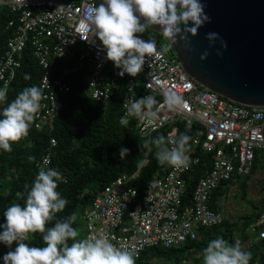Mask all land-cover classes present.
<instances>
[{
	"label": "built area",
	"instance_id": "1",
	"mask_svg": "<svg viewBox=\"0 0 264 264\" xmlns=\"http://www.w3.org/2000/svg\"><path fill=\"white\" fill-rule=\"evenodd\" d=\"M96 5V0H0V10L15 15L7 23L11 35L0 56V87L7 85L8 92L28 47L42 69L35 85L43 90L42 107L28 136L23 138H29L31 131L50 136L36 162L37 174L41 168H50L57 146L51 133L58 99L70 92L71 81L77 75L83 76L85 96L103 105L115 94H121L119 123L127 111L125 101L154 95L160 102L155 119L127 117L128 123L135 119L137 135L145 146L143 159L134 172L112 180L84 211H79L77 217L82 218L85 229L82 238L107 235L115 245L133 250L136 262L154 248H182L196 241L202 229H212L224 222L225 197L235 182L244 181L255 171L260 173L263 194L256 207L262 208L264 107L240 105L201 87L175 55L169 57L158 45V54L146 61L136 77L119 76V69L106 59L100 41L91 39V26L80 27L87 22L88 10ZM59 60L75 63L64 64L55 74L54 64ZM170 90L183 97L185 107L172 110L163 103ZM182 131L191 132L189 166L185 169L165 164V174L152 175L140 194L136 184L141 171L152 150L159 151L153 141L163 136L171 148V142ZM190 186L191 196L186 203ZM217 188L221 191L214 198ZM256 228L259 229L254 232ZM237 241L243 250L251 252L250 264H259V258L264 256V212L244 235H234L232 244ZM257 249L262 250L261 255L254 258Z\"/></svg>",
	"mask_w": 264,
	"mask_h": 264
},
{
	"label": "clouds",
	"instance_id": "2",
	"mask_svg": "<svg viewBox=\"0 0 264 264\" xmlns=\"http://www.w3.org/2000/svg\"><path fill=\"white\" fill-rule=\"evenodd\" d=\"M205 7L201 0H103L102 3L97 0V5L88 10L87 22H82L80 27L91 26V39L100 41L106 59L119 69V76L136 77L146 61L158 54L155 39L144 40L137 34L159 26V32L168 38L170 47L176 43L177 36L187 40L188 34L196 36L201 27L211 22ZM205 38L210 47L219 41L221 49H227L226 41L218 33H207ZM162 50L167 52L168 48ZM217 55L222 52L217 51ZM207 56L205 52L201 60ZM42 99L43 90L30 86L9 103L7 85L0 87V152H11L13 143L28 136L42 107ZM159 103L154 95L125 101L127 111L120 123L127 124V117L146 121L157 118ZM163 103L172 110L185 107L183 97L171 90L165 94ZM190 140L189 135L180 134L169 148L165 137L156 138L153 143L159 149L156 153L158 163L186 169L190 164L187 154ZM128 154L129 149L120 147L121 159ZM61 180L57 169L41 168L30 189L25 185V203L12 204L4 211L0 243L11 248L15 242L16 247L0 258L3 264H136L134 251L115 245L107 235L76 240L79 233L72 227L76 221L74 214L46 228V224L68 204L57 191ZM35 233L42 234L45 246L36 247L25 242ZM69 240L73 242L69 244ZM251 259V252L243 250L239 241L230 244L220 236L203 249V264H250Z\"/></svg>",
	"mask_w": 264,
	"mask_h": 264
},
{
	"label": "trees",
	"instance_id": "3",
	"mask_svg": "<svg viewBox=\"0 0 264 264\" xmlns=\"http://www.w3.org/2000/svg\"><path fill=\"white\" fill-rule=\"evenodd\" d=\"M14 18L15 15L8 10H0V56L11 35V31L7 29V23ZM74 63L75 61H56L55 74H58V70L64 64L74 66ZM41 76L42 69L28 47L22 58L21 68L17 71L15 80L7 92L8 102L14 100L25 87L35 86ZM71 82L70 92L58 99L59 109L51 133L57 141V146L50 165V168L57 169L66 180L65 182L61 180L57 191L68 200V204L62 212L57 213L56 217L46 224V228L54 226L57 220L66 219L72 214L76 216L79 211H84L105 185L124 173L134 172L145 153V146L137 135L135 119L126 125L119 123L120 93L115 94L106 105H103L85 96L83 76L77 75ZM182 134L191 136V132L182 131ZM49 137L48 133L31 131L29 138H22L19 142L12 144L11 152H0V224L5 222L3 213L10 205L25 203L27 196L25 185H28L30 189L37 175L36 162L47 146ZM120 147L129 149L128 156L123 159L119 157ZM157 152L155 148L152 150L141 171L136 184L140 194H143L145 184L152 175L156 173L164 175L166 172L165 166L157 161ZM191 191L190 186L185 199L186 203L189 202ZM220 191V188H217L213 192V197L216 198ZM263 212L264 206L257 207L254 215L242 217L239 224L225 219L218 227L202 229L199 232L201 239L198 238L179 249H151L144 253L136 264H146L152 258H175L177 262H180L184 259L176 257L177 253L187 251L189 254L198 253L200 248L204 249L218 236L225 240L230 239L233 243L234 235H244ZM72 227L76 229L77 221ZM258 229L256 228L254 232ZM30 236V245L45 246L41 233L30 234ZM80 239H83L82 236L76 238V240ZM72 242L69 240V244ZM259 251L260 249H257V252ZM255 257L259 258L256 253H254ZM259 264H264V256L259 258Z\"/></svg>",
	"mask_w": 264,
	"mask_h": 264
},
{
	"label": "water",
	"instance_id": "4",
	"mask_svg": "<svg viewBox=\"0 0 264 264\" xmlns=\"http://www.w3.org/2000/svg\"><path fill=\"white\" fill-rule=\"evenodd\" d=\"M201 2L211 22L196 36L188 34L187 40L177 36L170 46L175 57L201 87L240 105L264 107V0ZM150 30L163 36L159 26ZM210 32L226 41V50L221 49L219 41L209 46L205 37ZM217 51L222 55L218 56ZM205 52L207 59L201 60Z\"/></svg>",
	"mask_w": 264,
	"mask_h": 264
},
{
	"label": "rangeland",
	"instance_id": "5",
	"mask_svg": "<svg viewBox=\"0 0 264 264\" xmlns=\"http://www.w3.org/2000/svg\"><path fill=\"white\" fill-rule=\"evenodd\" d=\"M144 38H151L155 39L157 42L158 47L162 50L163 48L167 47L168 51L165 52L166 55L169 57H172L174 55V52L171 47H169V43L160 34H157L151 30L140 34ZM163 51V50H162ZM164 52V51H163ZM230 195L228 194L225 197V203H223V215L228 221H234L237 220L238 217L242 219V217H248L255 214V206L259 204V200L263 199V194L260 191V173L259 171L253 172L250 176H248L244 181L241 179V181H237L234 184V187L230 191ZM240 219L236 223H240ZM76 221H77V227L76 230L78 231V236H83L85 233V229L83 227V220L82 218L77 217L76 215ZM208 230V229H206ZM252 230H250L251 232ZM231 238V237H230ZM31 239V236L29 237L28 241H25L29 244V241ZM199 239H201V235L199 236ZM230 244L231 240L226 239ZM16 247V243L13 242V245L11 248L8 246L0 243V253L2 257L8 253L9 251L14 250ZM188 252V251H187ZM179 252L176 254V257L181 260L180 262L176 261L175 258L168 259V258H152L150 259L146 264H203V249H199L198 253H190L189 252ZM261 251L257 252V255H261ZM1 257V258H2ZM0 263L3 264L2 259H0Z\"/></svg>",
	"mask_w": 264,
	"mask_h": 264
},
{
	"label": "crops",
	"instance_id": "6",
	"mask_svg": "<svg viewBox=\"0 0 264 264\" xmlns=\"http://www.w3.org/2000/svg\"><path fill=\"white\" fill-rule=\"evenodd\" d=\"M230 192V191H229ZM231 193V192H230ZM230 193H229V195H230ZM240 217H238V219H239Z\"/></svg>",
	"mask_w": 264,
	"mask_h": 264
}]
</instances>
